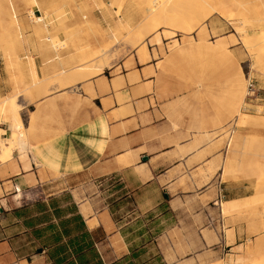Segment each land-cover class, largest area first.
I'll return each instance as SVG.
<instances>
[{
    "label": "crops",
    "instance_id": "obj_1",
    "mask_svg": "<svg viewBox=\"0 0 264 264\" xmlns=\"http://www.w3.org/2000/svg\"><path fill=\"white\" fill-rule=\"evenodd\" d=\"M0 3L15 40L7 51L0 46V100L17 99L26 137L24 151L0 161V264H91V254L94 264L96 255L115 264L145 249L167 264L185 257L178 244L185 254L193 243L205 247L198 229L208 225L233 232L232 243L223 233L214 245L240 248V223L223 217L221 204L252 196L242 183L220 182L210 197L208 182L192 181L188 121L175 114L172 78L155 67L151 74L126 48L120 59L95 58L105 62L100 74L70 83L82 56L101 50L103 38L80 51L72 36L85 20L105 36L109 15L99 1ZM33 87L40 95L30 99L24 92ZM0 130L9 139L10 124ZM215 201L219 208L210 210Z\"/></svg>",
    "mask_w": 264,
    "mask_h": 264
},
{
    "label": "rangeland",
    "instance_id": "obj_2",
    "mask_svg": "<svg viewBox=\"0 0 264 264\" xmlns=\"http://www.w3.org/2000/svg\"><path fill=\"white\" fill-rule=\"evenodd\" d=\"M86 1L95 3L96 0ZM97 1L98 9L110 17L106 19L105 36H100L88 20L81 22V28H76L72 35L80 51L93 41L104 39L100 41L102 46L99 52H90L81 58L83 66L89 67L86 71L87 77L100 68L103 71L104 61L107 59H120L126 55V48L129 50V57L138 51L137 55L144 58L147 52L145 62L150 66L151 74H154L155 67L158 76L164 75L175 82L171 85L176 88L175 95L179 104L174 111L178 117H185L188 121V175L192 181H197V186L208 182L204 189L210 192V197L215 195L220 182L242 183L241 190L252 196L245 200L248 203L246 206L242 205L232 213H222L223 217L234 219L232 223H240V233H243L245 238L240 248L231 252L222 244L214 245V242L221 241L223 233L227 237L228 231L226 226L215 228L208 225L207 228L198 229L207 241L205 247L198 251L193 243L185 254V248L178 244L181 251L179 254L185 257L175 261L167 260L166 263L235 264L230 260L240 259L238 264H264V39L259 43L252 41L254 37L264 36V0H205L210 5L206 6L204 11L198 12V19L197 12L193 15L196 19L192 23L194 27L184 26L188 24H185L188 21L187 12H184L187 10L186 2L189 13L195 4L200 6L199 3L202 2V5H205L204 0ZM174 4L182 8L187 17L180 14L181 12L177 14L178 7ZM182 4L184 5L181 6ZM173 5L176 8L171 7ZM157 7L166 11L168 9V14H159V11L157 15L149 18V10ZM170 9H175L174 16L182 15L178 16L180 19L186 17L183 19L184 24L179 20L177 22L185 28H190L189 32L188 28L185 32L178 30L181 26L176 29L175 21L168 24L176 17H173L174 11L171 13ZM166 14L169 21H164ZM154 16L160 21L153 19L154 23L158 22L155 30L152 27L154 23H150ZM144 23L153 25L145 29ZM171 24L173 28L170 27ZM9 30V21L0 20V46L6 51L15 43L9 35ZM81 30L86 32L81 33ZM87 37L89 43L86 41ZM52 43L55 45L61 42L53 38ZM105 52L111 53V56L102 55ZM99 56H103L104 61L94 64L95 58ZM236 66H239L240 71ZM70 75L73 76V73ZM71 76L70 81L73 77L81 78V75ZM82 79L84 78L80 80ZM39 93L36 87L28 93L24 92L30 99L39 96ZM3 100L12 101L13 107L20 110L15 97L2 99L0 102ZM241 116H246L247 119L239 120ZM4 119L6 120L5 116L0 113V123H4ZM22 133L26 143L25 134L23 131ZM1 144L4 145V142L0 143V152ZM16 147H13L12 151ZM209 208H219L218 202L210 204ZM152 232L154 230L150 229V233ZM153 255V252L145 249L139 257L115 264H165L161 257ZM93 262L91 254V264H94Z\"/></svg>",
    "mask_w": 264,
    "mask_h": 264
},
{
    "label": "bare ground",
    "instance_id": "obj_3",
    "mask_svg": "<svg viewBox=\"0 0 264 264\" xmlns=\"http://www.w3.org/2000/svg\"><path fill=\"white\" fill-rule=\"evenodd\" d=\"M171 1V0H170ZM176 1H178V0H176ZM187 1V0H186ZM191 1V0H190ZM201 1V0H200ZM205 1V0H204ZM207 1V0H206ZM206 1H205V3H206ZM193 2V1H192ZM212 3V2H211ZM189 4H191V3H189ZM200 4V6H196V4H195V6H196V8H194L193 7V10L191 9V10H189L190 12L188 13V2H186V5H185V7L187 8V10H185L184 12H187V15H188V21H186L185 22V24L188 22V24L187 25H184V26H190V25H192L191 27H194L193 25L194 24H192V23H194V20H196V19H198L197 17L199 16L198 15V12H201V11H204L205 9H207L206 8V6H208V5H210V3H206L205 5H202L203 3L202 2H200L199 3ZM166 5H167V3H166ZM172 5V4H171ZM174 5H176L177 6V4H174ZM171 6V7H175L176 8V6ZM184 4H182L181 6H183ZM164 6V5H163ZM166 7V6H165ZM178 7V6H177ZM191 8V7H190ZM178 11V13L177 14H179L180 12V14H184V12L182 11V8H180V7H178V8H176ZM181 9V10H180ZM184 9V8H183ZM172 9H170V11H171ZM180 10V11H179ZM212 10H214L215 11V9L213 8ZM148 11V10H147ZM160 11V12H159ZM166 10L164 9H162V7H157V8H151L150 10H149V18H150V16H152V15H154V14H156L157 15V12H159V14H161V12H164V13H167V11H169L168 9H167V11L165 12ZM174 11V12H173ZM173 11H171V13H172V15L173 14H176L175 12V9L173 10ZM196 12H197V15H196ZM212 12V11H211ZM171 13H169L170 15H171ZM168 14V13H167ZM165 15L164 16V18H165V20L164 21H166V20H168V19H166V17L168 16V15ZM190 14V15H189ZM196 15V19H194V17H193V15ZM170 15H169V17H170ZM182 15H173V17H175V19L174 20H172V21H170V22H168V24L169 23H174V21L176 22V23H174V24H176V26H175V28L177 29L178 27L177 26H181V27H179L178 28V30H181L182 32L185 30V31H187L186 30V28H188V27H183L181 24L183 23V19H185L187 16H186V14H184L186 17L185 18H181L180 19V17L182 16ZM194 15V16H195ZM210 15V14H209ZM46 16V15H45ZM159 16H162V15H159ZM159 16H158V18H159ZM178 16H180L179 18H178ZM155 18H157L156 16H154L152 19H151V22H150V20H147L148 22H150V23H154L153 21V19H155ZM46 19V18H45ZM147 19V18H146ZM156 21H158V22H160L159 21V19L157 20V19H155ZM179 20V22H181V24H179L177 21ZM34 21V20H33ZM38 21V20H37ZM145 21V20H144ZM15 22H16V20H15ZM40 22V21H39ZM158 22H156V23H154V25L152 26V25H150V26H152V27H154V30H155V26H158ZM166 22V23H167ZM36 23V22H35ZM149 23V24H150ZM161 23H162V19H161ZM161 23H159V24H161ZM178 23V24H177ZM144 24H146V26H143V27H145V29L146 28H150V26H149V24L148 23H144ZM184 24V23H183ZM147 25H148V27H147ZM170 25V24H169ZM173 25L171 24V28H173L172 27ZM196 26V25H195ZM174 28V29H175ZM181 28H185V29H181ZM192 29V28H191ZM207 29V28H206ZM152 30H153V28H152ZM153 30V31H154ZM189 30H190V28H188V32H189ZM35 31V30H34ZM184 31V32H185ZM149 32V31H148ZM148 32H147V34H148ZM149 33H151V32H149ZM208 33V32H207ZM206 34V33H205ZM208 36V35H207ZM21 39V38H20ZM262 39H264V36H262V37H258V38H255L254 37V39L252 40V41H254V42H256V43H259V42H261L262 41ZM201 40V39H200ZM249 40V39H248ZM196 42V41H195ZM218 42V41H217ZM244 42V41H243ZM256 43H254L255 45H256ZM216 44V43H215ZM218 44V43H217ZM216 44V45H217ZM225 44V43H224ZM223 44V45H224ZM246 44V43H245ZM255 45H253V46H255ZM222 46V45H221ZM243 46H245V45H243ZM251 48V47H250ZM175 49V48H174ZM226 51V50H225ZM145 52V51H144ZM261 54H259V57H261L260 56ZM145 56L146 57H140V56H138L139 57V61L142 63V62H144V61H146L147 60V52H145ZM258 56V55H257ZM150 57V56H149ZM148 57V58H149ZM256 57V56H255ZM224 58V57H223ZM225 59V58H224ZM254 59V58H253ZM256 59V58H255ZM28 60V59H27ZM150 60V59H149ZM34 62V61H33ZM234 62V61H233ZM258 64V63H257ZM30 65V64H29ZM35 66V65H34ZM237 67V66H236ZM235 67V68H236ZM239 67V66H238ZM237 67V68H238ZM88 68L89 67H86V66H83V67H81V68H79L78 70H75L74 72H72L73 73V76H75V75H81V78L83 77L84 79L87 77V75H86V71L88 70ZM233 69V68H232ZM231 69V70H232ZM239 69V68H238ZM236 71H237V69H236ZM239 71H240V69H239ZM35 72H36V70H35ZM102 72V69L100 68V69H98L95 73H92V76H95V75H98V74H100ZM233 73H234V71H232ZM259 72V71H258ZM71 73V74H72ZM31 74H32V76H33V82H34V86H37L38 85V80H37V78H36V76H35V74H34V72H31ZM230 74H231V72H230ZM229 74V75H230ZM238 74V73H237ZM228 75V74H227ZM226 75V76H227ZM234 75H236L235 73H234ZM238 75H240V74H238ZM241 75H242V72H241ZM73 76H71V77H73ZM233 76V75H232ZM232 76H231V78H232ZM38 77V76H37ZM78 77V76H77ZM72 78V80L70 81V83L72 84V83H75V82H77V81H79L80 79L79 78ZM236 76H234V78H235ZM228 78H230V77H228ZM227 78V79H228ZM233 78V79H234ZM237 78V77H236ZM242 78V77H241ZM240 77H239V79H241ZM235 80V79H234ZM237 80H238V78H237ZM230 81V80H229ZM236 81V80H235ZM243 82V81H242ZM80 83V82H79ZM95 85V84H94ZM94 85H93V87H94ZM102 88V87H101ZM95 89V88H94ZM100 89V88H99ZM244 90H246V89H244ZM95 91V90H94ZM100 91V90H99ZM234 93V92H233ZM245 93V92H244ZM96 94V93H95ZM241 104V103H240ZM238 112V111H237ZM0 113L2 114V115H4L5 116V118H6V120L4 121V123H8V124H10V126H11V128H12V131H11V133H10V136H9V139H7V140H5V141H2L1 140V138H0V143H2V142H4V145H2V148H1V152H0V161L1 162H7V160L9 161V159L11 158V156H12V153H13V151H12V149H13V147H15V146H17V147H19L21 150H25L26 149V144H25V142H24V138H23V133H22V131H23V126H22V122H21V120H20V115H19V108H14L13 107V105H12V101H5V100H3L2 102H0ZM247 116V115H246ZM246 116H241V118L239 119V120H243L244 118H246ZM237 117V116H236ZM31 119H33V117L31 118ZM247 119V118H246ZM2 122V121H1ZM3 123V122H2ZM2 123H0L1 125H2ZM1 131V130H0ZM99 140H102V139H100L99 138ZM101 142V141H100ZM103 142V141H102ZM8 145H11V147H8ZM21 155V154H20ZM22 156H23V154H22ZM24 157V156H23ZM22 157V158H23ZM11 162V161H10ZM5 164V163H4ZM8 164V163H7ZM6 164V165H7ZM15 164V163H14ZM2 165V164H1ZM10 170V169H9ZM19 173V172H18ZM43 173V172H42ZM32 174V173H31ZM40 174V173H39ZM25 175H27V174H25ZM10 176H11V174H10ZM41 176V175H40ZM44 176V175H43ZM41 178V177H40ZM23 179V178H22ZM42 179V178H41ZM35 180V179H34ZM26 181V180H25ZM27 182V181H26ZM29 182V181H28ZM36 182V181H35ZM19 183V182H18ZM26 185V184H25ZM248 203L246 202V201H232V202H229V203H223V204H221V212L223 213V214H228V213H232V212H235V211H237L238 209H240V207H242V205L243 206H246ZM241 205V206H240ZM232 231H228L227 232V242L228 243H232L233 242V236H232ZM241 260L240 259H236V260H230V262H232V263H235V264H238L239 262H240Z\"/></svg>",
    "mask_w": 264,
    "mask_h": 264
},
{
    "label": "trees",
    "instance_id": "obj_4",
    "mask_svg": "<svg viewBox=\"0 0 264 264\" xmlns=\"http://www.w3.org/2000/svg\"><path fill=\"white\" fill-rule=\"evenodd\" d=\"M87 263V261H86ZM95 264H103L100 257L98 255H96V261H95Z\"/></svg>",
    "mask_w": 264,
    "mask_h": 264
}]
</instances>
